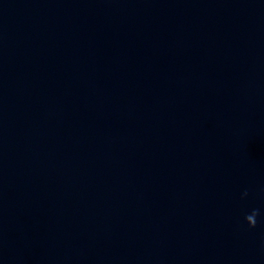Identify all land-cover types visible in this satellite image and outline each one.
Returning a JSON list of instances; mask_svg holds the SVG:
<instances>
[{"label":"water","instance_id":"1","mask_svg":"<svg viewBox=\"0 0 264 264\" xmlns=\"http://www.w3.org/2000/svg\"><path fill=\"white\" fill-rule=\"evenodd\" d=\"M264 23V0H0V188L94 142Z\"/></svg>","mask_w":264,"mask_h":264},{"label":"clouds","instance_id":"2","mask_svg":"<svg viewBox=\"0 0 264 264\" xmlns=\"http://www.w3.org/2000/svg\"><path fill=\"white\" fill-rule=\"evenodd\" d=\"M248 192L245 191L242 196L246 197ZM262 216L261 210L253 208L249 212H246L244 215V221L248 225L250 229L255 228L257 224L260 222V218Z\"/></svg>","mask_w":264,"mask_h":264}]
</instances>
